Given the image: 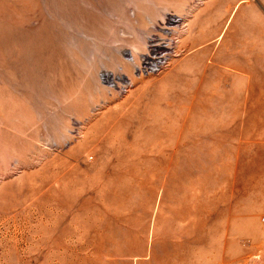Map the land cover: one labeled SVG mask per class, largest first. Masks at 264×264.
<instances>
[{
    "label": "rangeland",
    "instance_id": "374dc122",
    "mask_svg": "<svg viewBox=\"0 0 264 264\" xmlns=\"http://www.w3.org/2000/svg\"><path fill=\"white\" fill-rule=\"evenodd\" d=\"M0 264H264V0H0Z\"/></svg>",
    "mask_w": 264,
    "mask_h": 264
},
{
    "label": "bare ground",
    "instance_id": "6f19581e",
    "mask_svg": "<svg viewBox=\"0 0 264 264\" xmlns=\"http://www.w3.org/2000/svg\"><path fill=\"white\" fill-rule=\"evenodd\" d=\"M103 76L109 78V72L108 73H104Z\"/></svg>",
    "mask_w": 264,
    "mask_h": 264
}]
</instances>
